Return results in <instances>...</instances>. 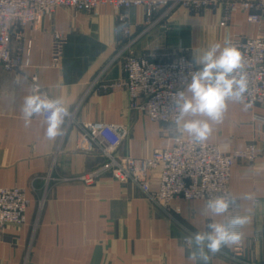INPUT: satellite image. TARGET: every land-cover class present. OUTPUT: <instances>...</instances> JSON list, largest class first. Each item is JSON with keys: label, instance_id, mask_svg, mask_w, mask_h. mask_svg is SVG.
<instances>
[{"label": "crops", "instance_id": "1", "mask_svg": "<svg viewBox=\"0 0 264 264\" xmlns=\"http://www.w3.org/2000/svg\"><path fill=\"white\" fill-rule=\"evenodd\" d=\"M124 15L121 20L109 7L97 16L59 9L52 19L26 27L22 42L10 43L13 53L23 52L28 66L0 73V187L24 189L30 206L24 226L3 229L0 264H197L189 259L185 237L206 229L210 214L201 211L206 203L175 201V213L168 216L132 182L105 174L86 186L80 177L101 168L105 159L97 150L81 149V125L127 127L120 154L133 159L170 148L180 136L178 128L129 109L127 92L115 87L123 79L116 59L121 47L130 43L138 55L151 54L160 61L183 53L193 60L194 52L216 43L223 47L232 36L264 35V21L251 25L239 11L225 23L222 6L176 8L165 16L158 12L152 26L144 9L132 8ZM55 32L65 37L57 60L51 53ZM34 79L70 112L63 135L54 140L44 135L42 115L27 127L23 120V101L33 93ZM254 114L264 117V104L245 108L229 103L205 141L225 154L255 145L257 154L253 163L236 161L231 170L229 193L240 200V215L250 217L242 228V254L233 258L230 245L208 264H264V124H255Z\"/></svg>", "mask_w": 264, "mask_h": 264}, {"label": "built area", "instance_id": "2", "mask_svg": "<svg viewBox=\"0 0 264 264\" xmlns=\"http://www.w3.org/2000/svg\"><path fill=\"white\" fill-rule=\"evenodd\" d=\"M219 6L224 7L225 23L239 11L247 14V22L251 25L259 26L264 21V0H0V73L20 72L28 66L20 50L12 52L11 41L22 42L26 27L35 26L44 18L52 19L59 9H70L75 15L86 13L97 16L103 7H109L124 20L125 15L119 14L122 10L141 8L145 11L146 22L152 26L156 23L153 17L158 12L165 16L176 8ZM64 42L62 34H53L54 60L61 57ZM226 43L240 51L248 79L245 102L234 103L249 107L263 105L264 35L232 36ZM131 45L127 43L122 46L117 55L116 59L122 63L123 79L115 87L127 92L129 109L143 113L151 122L177 127L174 123L177 113L172 101L175 94L183 90L188 79L190 69L187 65L192 61L191 57L183 53L171 60L160 61L151 54L138 55ZM30 49L31 43H28L27 57ZM191 70H195V66ZM37 89L50 96L34 79L32 90ZM42 118L45 117L42 115ZM253 122L260 126L264 124V117L254 114ZM81 127V149L97 150L105 161L101 168L80 177V180L86 186H91L102 175L109 174L121 183L132 182L151 203L167 213L175 212V201L206 203L210 195L230 194L234 163H253L257 158L255 145L225 154L216 144L204 142L196 145L190 138L177 136L173 138L170 148L154 150L144 159H133L120 154L129 135L127 127L102 122L85 123ZM152 173L157 174L155 178ZM153 186H156L155 190ZM233 198L235 203L226 216L240 215V200ZM29 205L24 189L0 187V233L6 226L24 225ZM242 242L243 239L239 244L232 245L231 253L235 259L242 254Z\"/></svg>", "mask_w": 264, "mask_h": 264}, {"label": "clouds", "instance_id": "3", "mask_svg": "<svg viewBox=\"0 0 264 264\" xmlns=\"http://www.w3.org/2000/svg\"><path fill=\"white\" fill-rule=\"evenodd\" d=\"M195 66V70H191ZM183 90L173 97L176 109L175 125L196 145L203 144L212 133V124L222 121L229 102H245L248 92L247 74L243 70L240 51L233 45L220 43L194 52ZM250 105H245V108ZM22 115L25 126L35 116L43 115L44 135L54 140L63 135V125L70 112L59 98H52L38 89L24 98ZM182 122V123H181ZM245 199H251L246 195ZM235 199L230 194L209 196L202 212L210 214L206 229L185 237L189 259L197 264H208L211 256L222 248L237 245L243 237L242 229L249 223L246 215L226 216ZM179 211V209H177ZM224 216L222 221L211 217Z\"/></svg>", "mask_w": 264, "mask_h": 264}, {"label": "rangeland", "instance_id": "4", "mask_svg": "<svg viewBox=\"0 0 264 264\" xmlns=\"http://www.w3.org/2000/svg\"><path fill=\"white\" fill-rule=\"evenodd\" d=\"M115 14V13H114ZM119 14H121V15H124V10H122ZM23 37H24V31H23ZM65 38V37H64ZM28 43H31V42H28ZM28 43H27V50H26V52H28ZM65 43V42H64ZM64 50V49H63ZM21 53H23L22 51H20ZM51 53H52V44H51ZM63 54V53H62ZM62 56V55H61ZM29 57V56H28ZM54 59V58H53ZM33 91V90H32ZM177 128V127H176ZM28 199V198H27ZM29 200V199H28ZM30 202V201H29ZM30 206V205H29ZM42 207V206H41ZM29 208V207H28ZM28 208H27V210H28ZM166 215H168V216H170L172 213H175V212H170V213H167V212H165L164 210H162ZM27 212V211H26ZM25 225V224H24ZM24 225H10V226H6V227H18V228H20V227H22V226H24ZM5 227V228H6ZM2 233V232H1ZM1 233H0V235H1Z\"/></svg>", "mask_w": 264, "mask_h": 264}]
</instances>
